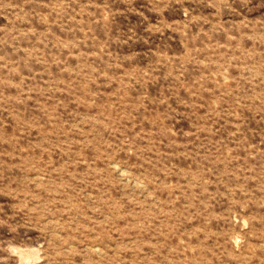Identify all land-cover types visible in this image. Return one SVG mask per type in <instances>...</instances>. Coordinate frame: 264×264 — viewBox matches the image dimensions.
<instances>
[{
  "label": "rangeland",
  "instance_id": "374dc122",
  "mask_svg": "<svg viewBox=\"0 0 264 264\" xmlns=\"http://www.w3.org/2000/svg\"><path fill=\"white\" fill-rule=\"evenodd\" d=\"M0 264H264V0H0Z\"/></svg>",
  "mask_w": 264,
  "mask_h": 264
},
{
  "label": "bare ground",
  "instance_id": "6f19581e",
  "mask_svg": "<svg viewBox=\"0 0 264 264\" xmlns=\"http://www.w3.org/2000/svg\"><path fill=\"white\" fill-rule=\"evenodd\" d=\"M96 248H98V247H96ZM98 250V249H97Z\"/></svg>",
  "mask_w": 264,
  "mask_h": 264
}]
</instances>
